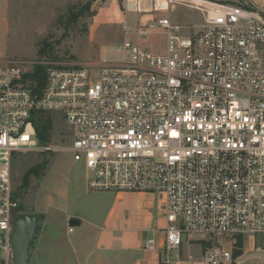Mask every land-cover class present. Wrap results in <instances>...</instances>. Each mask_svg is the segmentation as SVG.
Returning <instances> with one entry per match:
<instances>
[{
  "label": "built area",
  "instance_id": "1",
  "mask_svg": "<svg viewBox=\"0 0 264 264\" xmlns=\"http://www.w3.org/2000/svg\"><path fill=\"white\" fill-rule=\"evenodd\" d=\"M121 7L136 22L123 24L114 60L0 64V264H12V221L25 212L11 183L14 155L62 151L38 143V113L65 123V151L82 165L89 192L163 195V245L151 238L143 248L164 264L191 236L205 244L202 264H231L239 237L264 240V13L212 0ZM177 8L200 22L175 21ZM150 35L164 38L162 53L132 40ZM36 66L40 87L29 77Z\"/></svg>",
  "mask_w": 264,
  "mask_h": 264
},
{
  "label": "rangeland",
  "instance_id": "2",
  "mask_svg": "<svg viewBox=\"0 0 264 264\" xmlns=\"http://www.w3.org/2000/svg\"><path fill=\"white\" fill-rule=\"evenodd\" d=\"M89 0H0V64L12 60L48 61L68 67L99 63L103 59L114 60L115 49L124 39L123 24L133 25L136 17L127 14L121 7L122 0H92L88 13L66 26V13L69 8H79ZM253 6L264 13V0H212ZM175 21L186 24H198V13L185 8H177L173 14ZM146 18H144L145 20ZM137 45L160 54L164 48V38L150 35L143 39L133 37ZM45 45L47 54L39 57V48ZM52 128L48 143L56 145L62 151L45 154L39 152L16 153L11 162L10 177L17 203L25 212L37 213L48 206L60 204V195L65 191L68 171L67 165H76L65 149L71 142L70 132L56 113H51ZM46 162L43 170L31 175L26 189L20 188L23 174L34 166ZM84 171V169H83ZM40 215V214H39ZM41 220L28 247V264H44L43 257L34 256L36 244L43 243ZM59 232L62 233V228ZM191 256L199 262L202 259V243L191 239ZM227 244V243H225ZM59 248L60 243L56 244ZM235 249L232 250V255ZM175 251H171L170 259ZM64 263V262H63ZM56 258L52 264H63ZM264 264V240L257 237H242L240 255L232 259L231 264ZM74 261L71 260V263Z\"/></svg>",
  "mask_w": 264,
  "mask_h": 264
},
{
  "label": "crops",
  "instance_id": "3",
  "mask_svg": "<svg viewBox=\"0 0 264 264\" xmlns=\"http://www.w3.org/2000/svg\"><path fill=\"white\" fill-rule=\"evenodd\" d=\"M64 169L69 176L60 204L38 211L40 220L43 216V243L36 244L34 256H42L44 264H52L58 257L63 264L71 260L74 264H164L159 251L143 248L151 238L157 248L163 245L166 220L162 194L89 192L83 169L73 164ZM191 239L198 241L196 236L184 238L170 264H202L188 251Z\"/></svg>",
  "mask_w": 264,
  "mask_h": 264
},
{
  "label": "trees",
  "instance_id": "4",
  "mask_svg": "<svg viewBox=\"0 0 264 264\" xmlns=\"http://www.w3.org/2000/svg\"><path fill=\"white\" fill-rule=\"evenodd\" d=\"M92 0H89L85 5L79 8L71 7L68 9L66 13V26H70L71 24L75 23L79 17H81L83 14L88 13L90 9V3ZM47 45L44 44L43 47L39 48L38 55L39 57L44 56L47 54ZM29 77L33 80L38 81L39 87L42 86L43 78H44V70L40 66H36L33 70V72L29 75ZM35 131H36V138L40 145L48 143L50 131L52 128V120L48 114L44 113H38L37 117L35 119ZM46 166V162L42 163L41 166H34L27 170L22 178H21V185L20 188L26 189L28 186V182L31 175H36L39 173V171L43 170ZM20 211H23V207L20 206ZM202 246L204 247L205 244L202 242ZM242 247V238H238L236 240L235 244V251L233 252V258L240 255V249ZM234 264V263H233Z\"/></svg>",
  "mask_w": 264,
  "mask_h": 264
},
{
  "label": "water",
  "instance_id": "5",
  "mask_svg": "<svg viewBox=\"0 0 264 264\" xmlns=\"http://www.w3.org/2000/svg\"><path fill=\"white\" fill-rule=\"evenodd\" d=\"M39 221L40 215L37 213L21 212L14 216L10 237L12 264H28V247Z\"/></svg>",
  "mask_w": 264,
  "mask_h": 264
}]
</instances>
